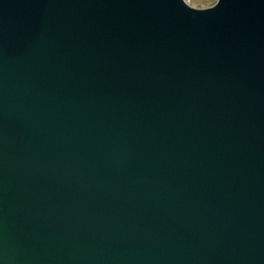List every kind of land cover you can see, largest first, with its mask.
<instances>
[{
	"label": "water",
	"instance_id": "water-1",
	"mask_svg": "<svg viewBox=\"0 0 264 264\" xmlns=\"http://www.w3.org/2000/svg\"><path fill=\"white\" fill-rule=\"evenodd\" d=\"M0 264H264V0H0Z\"/></svg>",
	"mask_w": 264,
	"mask_h": 264
},
{
	"label": "rangeland",
	"instance_id": "rangeland-1",
	"mask_svg": "<svg viewBox=\"0 0 264 264\" xmlns=\"http://www.w3.org/2000/svg\"><path fill=\"white\" fill-rule=\"evenodd\" d=\"M192 8L205 10L214 7L218 0H185Z\"/></svg>",
	"mask_w": 264,
	"mask_h": 264
}]
</instances>
